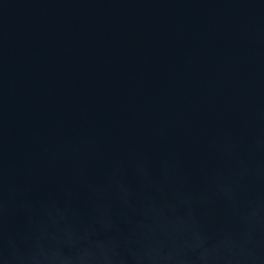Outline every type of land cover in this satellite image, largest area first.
Wrapping results in <instances>:
<instances>
[{
  "label": "water",
  "instance_id": "obj_1",
  "mask_svg": "<svg viewBox=\"0 0 264 264\" xmlns=\"http://www.w3.org/2000/svg\"><path fill=\"white\" fill-rule=\"evenodd\" d=\"M0 264H264V0H0Z\"/></svg>",
  "mask_w": 264,
  "mask_h": 264
}]
</instances>
